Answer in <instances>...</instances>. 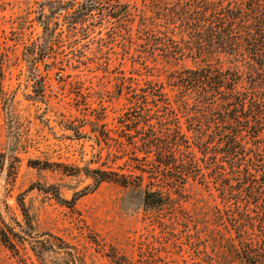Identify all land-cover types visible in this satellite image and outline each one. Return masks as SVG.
Here are the masks:
<instances>
[{"label":"trees","instance_id":"16d2710c","mask_svg":"<svg viewBox=\"0 0 264 264\" xmlns=\"http://www.w3.org/2000/svg\"><path fill=\"white\" fill-rule=\"evenodd\" d=\"M97 1L81 0L74 8L68 0L56 11L55 1H48L49 15L72 11L69 32L86 39L95 28L86 17ZM110 1L118 27L126 23L130 76L116 74L107 92L110 99L125 94L119 121L128 130L122 135L127 149L106 155L113 164L122 160L116 170L101 163L83 173L95 186L113 182L142 192L146 217L164 227L166 211L171 221H187L183 193L187 185L198 186L206 197L191 217L202 228L203 247L195 246L201 256L210 248L219 264H264V0H127L124 7ZM42 28L45 39L51 38L53 28L44 23ZM116 36L111 33L110 39ZM33 55L29 67L41 60V53ZM0 76L1 110L8 118L11 99ZM97 126L91 131L100 142L107 135ZM5 158L0 153V172ZM53 196L70 205L75 201L62 199L56 188ZM17 207L20 218L6 203L0 205L5 248L18 256L28 245L41 260L54 255L57 264H85L74 245L35 232L23 194Z\"/></svg>","mask_w":264,"mask_h":264},{"label":"rangeland","instance_id":"374dc122","mask_svg":"<svg viewBox=\"0 0 264 264\" xmlns=\"http://www.w3.org/2000/svg\"><path fill=\"white\" fill-rule=\"evenodd\" d=\"M48 1H55V10L68 0H0L1 86L11 99L8 118L0 103V153L6 154L0 205L6 203L20 218L17 197L23 194L35 232H49L74 245L85 264H202L209 259L219 264L210 248L202 257L195 247H203L202 228L191 213L206 197L198 186L187 185L183 193L187 200L181 212L188 214L187 221H171L166 211L161 214L164 227L146 217L142 192L113 182L95 186L83 173L85 167L101 163L110 166L104 169L116 170L122 160L113 164L106 155L127 149L122 135L128 130L119 121L127 107L125 94L110 99L107 92L116 74L130 76L123 48L126 23L118 27L114 2L98 0L86 17L95 28L82 39L67 27L76 14L49 15ZM80 1L74 0V8ZM118 1L117 7L127 2ZM43 23L53 28L51 38L45 39ZM36 52L41 60L29 67ZM95 123L107 135L100 142L91 131ZM53 187L62 199L75 198L73 204L56 201ZM22 262L58 263L54 255L41 260L28 245L16 256L0 242V264Z\"/></svg>","mask_w":264,"mask_h":264}]
</instances>
